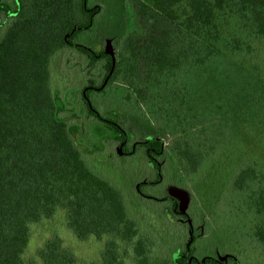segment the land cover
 Returning <instances> with one entry per match:
<instances>
[{
    "label": "trees",
    "instance_id": "trees-1",
    "mask_svg": "<svg viewBox=\"0 0 264 264\" xmlns=\"http://www.w3.org/2000/svg\"><path fill=\"white\" fill-rule=\"evenodd\" d=\"M118 6V28L99 42L103 47L96 48V43L79 42L78 37L110 22L105 0H0V28H4L0 37V264H25L31 225L59 210L65 212L69 228L79 239L136 238V224L128 215L123 192L95 175L83 157L94 154L93 145L105 147L111 140L121 155L141 151L153 169L154 179L138 182L137 193L144 199L170 201L173 214L186 224V247L166 264H229V259L240 264L231 255L197 256L198 234L188 211L182 210L176 198L147 190L164 178L169 153L163 138L151 134L136 140L118 110L119 101L95 105L92 95L109 93L117 82L118 87L132 89L137 102L147 105L159 98L150 91L169 86L174 78V128L171 122L169 130L184 137L176 138L170 151L191 178L212 155L213 147L207 150L209 142L187 139L198 122L179 108L183 89L176 84L182 76L228 55H251L255 41L264 40V0H119ZM109 44L114 56L107 52ZM66 48L86 61L81 104L87 109V120L106 128L110 140L99 135L83 146V127L72 126L77 117L69 97L72 92L63 99L54 94L51 61ZM133 98L130 94L123 99ZM162 112L168 116L164 108L155 114ZM225 138L231 140L229 134ZM227 141L221 154L230 153L232 144ZM227 157L236 162L234 171L224 174L222 181L238 197V212L231 216L241 221L243 233L251 231L254 241L264 247V173L245 155ZM135 248L139 263L148 264L143 242ZM40 257L43 264L76 262L74 253L57 237L44 244ZM102 260L103 264H120L117 254L109 251Z\"/></svg>",
    "mask_w": 264,
    "mask_h": 264
},
{
    "label": "rangeland",
    "instance_id": "rangeland-1",
    "mask_svg": "<svg viewBox=\"0 0 264 264\" xmlns=\"http://www.w3.org/2000/svg\"><path fill=\"white\" fill-rule=\"evenodd\" d=\"M105 1L106 16H110V22L100 23L90 32L82 33L78 37L79 42L96 43V48H101L105 44L99 42L118 28L115 13H119V0ZM3 30L0 28V37ZM85 65L81 54L78 55L72 48L63 49L52 58L51 85L57 98L62 96L63 99L68 91L72 92L69 97L77 114L72 126L81 124L84 133L80 142L88 146L99 135L108 138L110 134L103 126L93 125V121L87 120V109L81 104L79 90L86 84ZM164 85L150 91L159 98L147 105L137 102V94L132 89L118 87L117 82L109 93L92 97L95 105L99 102L107 104V101L114 105L113 102L118 100V110L127 122L126 127L135 132L136 140L151 134L163 138L169 153L164 178L158 186L147 190L158 196L176 198L182 210L188 211L198 234V241L195 242L198 257L231 255L239 259L240 264H264V247L254 241L249 234L251 231L243 233L241 221L231 216H236L238 212V197H234L222 182L224 174H230L235 169V159H228L229 155L237 159L239 153L245 155L249 161L257 162V167L264 173V40L255 41L253 53L249 56L242 53L228 55L195 69L177 82L176 85L183 89L181 98H184L183 104H178L179 108L184 115L190 114L191 121L198 122L187 134V139L194 143L209 142L211 146L206 145L207 150L213 147L210 151L212 155L206 157L205 163L191 178L181 171L178 159L170 151L175 139L184 136L169 130L171 122L174 128V78L169 86ZM130 94L133 100L124 101L123 98ZM161 108L168 116L165 117L163 112L162 115L155 114ZM227 133L231 140H225ZM224 141L232 144L228 148L229 155L221 154ZM91 149L94 154L84 153V159L95 175L123 192L128 215L136 224V238L128 241L103 235L79 239L69 228L65 212L59 210L52 217L31 225L29 243L23 255L25 264H43L40 250L47 241L56 237L63 247L74 253L75 264H103L102 256L108 251L117 254L120 264H140L135 248L139 241L145 246L148 264L168 263L175 253L185 249L189 235L185 222L173 214L170 201L144 199L137 193L135 185L138 182L146 178L154 179L153 169L142 152L121 155L112 140L106 141L105 147L97 144ZM215 157L218 159L211 162ZM229 264H233L231 259Z\"/></svg>",
    "mask_w": 264,
    "mask_h": 264
},
{
    "label": "water",
    "instance_id": "water-1",
    "mask_svg": "<svg viewBox=\"0 0 264 264\" xmlns=\"http://www.w3.org/2000/svg\"><path fill=\"white\" fill-rule=\"evenodd\" d=\"M107 52L110 53V54H112L114 56V52H113V49H112L111 44L108 45ZM114 64H115V57H114Z\"/></svg>",
    "mask_w": 264,
    "mask_h": 264
}]
</instances>
